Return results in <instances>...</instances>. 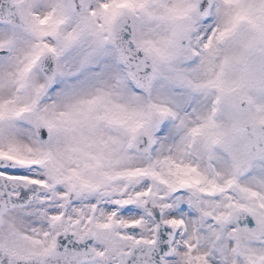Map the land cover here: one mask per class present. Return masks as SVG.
Masks as SVG:
<instances>
[{"label": "snow or ice", "instance_id": "snow-or-ice-1", "mask_svg": "<svg viewBox=\"0 0 264 264\" xmlns=\"http://www.w3.org/2000/svg\"><path fill=\"white\" fill-rule=\"evenodd\" d=\"M0 264H264V0H0Z\"/></svg>", "mask_w": 264, "mask_h": 264}]
</instances>
